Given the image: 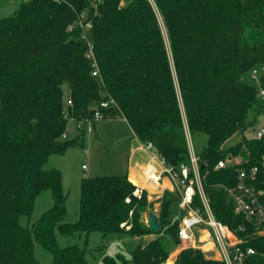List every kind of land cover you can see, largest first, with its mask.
Instances as JSON below:
<instances>
[{"label":"trees","instance_id":"trees-1","mask_svg":"<svg viewBox=\"0 0 264 264\" xmlns=\"http://www.w3.org/2000/svg\"><path fill=\"white\" fill-rule=\"evenodd\" d=\"M122 1L30 0L0 17V264H42L35 257L36 240L52 252L53 264H90L87 248L59 246L57 230L105 237L155 233L142 219L152 205L147 192L136 195L138 186L123 173L85 176L80 218L65 220L61 171L45 164L52 154L84 144V131L63 138L66 107L78 119L89 118L112 97L140 140L151 142L175 167L191 160L186 122L191 135L207 134L199 154L204 188L216 218L236 231L245 219L215 185L234 186L239 169L259 165L264 186V136L253 133L264 117V99L250 77L258 68L264 87V0ZM81 19L92 25L101 80L92 74L81 29H70ZM115 110H105V116ZM230 156L237 162L215 168ZM47 189L53 206L32 227L23 226L21 217L32 214ZM179 200L171 191L161 198L159 237L141 241L130 259L105 255L103 263L165 262L163 238L180 243V221H173ZM195 205H201L199 195ZM245 246L255 253L243 264H264V235L249 236ZM181 252L177 264H226L200 248Z\"/></svg>","mask_w":264,"mask_h":264},{"label":"rangeland","instance_id":"rangeland-1","mask_svg":"<svg viewBox=\"0 0 264 264\" xmlns=\"http://www.w3.org/2000/svg\"><path fill=\"white\" fill-rule=\"evenodd\" d=\"M29 1L30 0H0V17L13 15L17 12L16 10L20 9L23 3ZM130 1L131 0H123L122 3L126 4ZM162 25L165 27L163 21ZM67 92L68 90L66 88V95ZM115 109L113 113L111 112L106 116L107 119L97 121L93 131H86L83 145L78 144L70 147L64 153L52 154L45 164L46 168H57L61 171L62 187L67 196V216L65 219L67 222H77L80 218L81 184L85 176L125 174L128 158L131 153L130 147L133 142L131 138L132 134L128 123L120 117L123 116L120 110L117 109V107ZM251 117L252 115H250V118ZM69 124L71 125L69 128L74 130L75 124ZM69 124L67 125V129ZM186 127L188 141L189 143L192 142L195 152L199 155L208 142V135L203 132H195L191 135L187 122ZM257 127L258 125L256 128ZM252 132V130H249L250 135ZM80 134L81 133H79L77 137H80ZM64 137L65 136H63V138ZM215 188L219 192L224 193V185L216 184ZM145 191L149 194L147 190ZM152 195L154 198H148L152 205L148 207V211L144 212L142 216L143 221L148 225H150L151 221L148 213L152 210L159 213L161 208V199L158 200L156 197L159 195L163 196L164 194L156 190L152 192ZM36 200L32 214L30 216L24 215L21 217L20 221L23 226L32 227L33 224L53 206V191L51 189L42 191ZM228 200H230L229 197ZM179 206L178 204L173 205L174 213H182ZM122 226L130 229L131 224L124 222ZM56 232V238L60 247L76 244L82 249L87 248V259L90 264H104L103 257L105 255L117 257L120 254L123 258L130 259L131 251L136 249L141 241L145 245L152 239L159 237V233H153L143 237H132L128 234L120 235L113 233L105 237L103 233L99 231H92L90 234L78 232L74 235H65L58 230ZM169 240L170 239L166 237L163 238L165 245L167 244L166 249L168 251V259L165 262L174 259L177 264V259L182 253L181 251L188 247L187 242H183V240L181 241L179 238L180 243L173 246L168 244ZM35 247V257L42 264H53L54 256L50 250L37 240L35 241ZM202 250L207 257L219 259L216 256L215 250L207 249V247ZM123 258L118 261V264H127Z\"/></svg>","mask_w":264,"mask_h":264},{"label":"built area","instance_id":"built-area-1","mask_svg":"<svg viewBox=\"0 0 264 264\" xmlns=\"http://www.w3.org/2000/svg\"><path fill=\"white\" fill-rule=\"evenodd\" d=\"M85 15V14H84ZM82 15V16H84ZM91 22L79 20L78 24L70 27L81 29V37L87 44L86 57L91 61L92 74L101 80V72L95 54V45L89 36ZM260 70L255 68L250 75L251 80L259 87V96L264 99V87L259 79ZM67 105L73 106V101H67ZM116 108V101L110 97L102 100L96 105L93 117L78 119L65 108L64 116L68 123H75L76 128L82 132L93 131L95 123L106 118L105 110ZM66 135V134H65ZM64 135V136H65ZM254 135L257 138L264 136V117L259 120ZM151 150L152 160L146 168L147 182L159 185L164 176H168L175 185L176 191L180 194L178 205L182 213L177 214L173 221L179 222V238L187 242L188 247L215 250L217 258L226 264H243L248 256L255 253L252 246H245L249 236L264 235V186L260 185L261 167L254 165L248 169L241 168L237 171L238 182L234 186L224 189L234 205L236 213L241 214L245 222L238 227V231L218 220L212 210L209 197L204 188V175L201 172V157L198 155L192 142L189 143L190 163L181 164L179 167L170 165L156 147L151 143L145 144ZM232 157L222 159L216 165V169L226 168L229 164L235 163ZM264 180V162H263ZM143 188L137 187L135 194L142 195ZM199 195L201 205H195V199ZM207 234L208 238L203 235ZM241 234L245 235L242 236ZM208 244H211L208 246ZM206 246V247H205Z\"/></svg>","mask_w":264,"mask_h":264},{"label":"crops","instance_id":"crops-1","mask_svg":"<svg viewBox=\"0 0 264 264\" xmlns=\"http://www.w3.org/2000/svg\"><path fill=\"white\" fill-rule=\"evenodd\" d=\"M120 117H122L128 123V121L126 120L125 117H123V116H120ZM104 119H107V118H104ZM110 119H112V118H110ZM73 124H75V123H73ZM128 125H129V128L131 130V134H132L131 138H132L133 142L131 143V147H130L131 153H130V156L128 158L125 174H127L129 179L131 181H133L138 187H141L144 190H147L149 193L148 197L154 198V196L152 195V192H154L156 190L158 192L159 191L162 192L163 194H165L166 191L175 192L176 191L175 185L168 176H164V178L162 179V181L160 182L159 185L147 182L146 168L148 167V164L151 162H154L157 164L158 167H159V164L156 161L152 160L153 157L151 154V150L146 148L145 144L134 133V131H133V129L129 123H128ZM70 126L71 125L69 124L68 129L66 131V135L64 138H75L79 135V133H81L76 128L75 125H74L75 126L74 130L70 129L69 128ZM161 197H163V196L159 195L156 198H158V200H159V199H161ZM177 214H178V212H177ZM203 237L210 239L207 234H204ZM210 245L211 244H208V246H210Z\"/></svg>","mask_w":264,"mask_h":264},{"label":"water","instance_id":"water-1","mask_svg":"<svg viewBox=\"0 0 264 264\" xmlns=\"http://www.w3.org/2000/svg\"><path fill=\"white\" fill-rule=\"evenodd\" d=\"M150 221V226L153 230V232H158L161 228V223L159 220V215L158 213L154 212L153 210L148 213ZM162 264H176V261L174 259H170L165 263Z\"/></svg>","mask_w":264,"mask_h":264}]
</instances>
